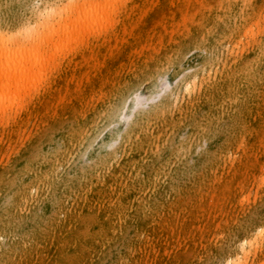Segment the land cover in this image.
<instances>
[{
  "label": "rangeland",
  "instance_id": "1",
  "mask_svg": "<svg viewBox=\"0 0 264 264\" xmlns=\"http://www.w3.org/2000/svg\"><path fill=\"white\" fill-rule=\"evenodd\" d=\"M68 1L0 0V32L33 25L46 4L64 7ZM80 1L67 14L82 15V33L66 23L72 33L53 66L43 70L41 94L35 91L24 107L29 118L18 126L0 125V264H223L249 231L264 225V0H233L242 9L229 21L216 12L231 0H194L188 25L158 43L153 24L172 15L176 0H141L133 13L144 18L138 30L150 38L152 52L141 58L126 54L133 43L109 41L135 0H99L93 13L108 19L100 27L87 25L90 4L79 8ZM184 43L191 49L175 71L163 80L149 75L139 93L148 97L136 109L128 99L124 119L95 128L89 151L78 153V144H67L121 102L133 74L166 67ZM92 48L112 54L94 66L96 77L86 85H53L49 104L37 103L44 88L69 70L68 51ZM214 53L224 55L228 85H206L202 101L199 86L189 93L183 84L196 73L200 80L208 77ZM242 76L247 80L240 82ZM194 107L189 123L171 122ZM137 110L143 118L141 154L156 159L146 168L159 172L149 182L139 181L125 162L137 139L123 137L138 124L129 116ZM61 150L68 159L51 166L48 161ZM76 238L84 241L70 245ZM247 264H264V237Z\"/></svg>",
  "mask_w": 264,
  "mask_h": 264
},
{
  "label": "bare ground",
  "instance_id": "2",
  "mask_svg": "<svg viewBox=\"0 0 264 264\" xmlns=\"http://www.w3.org/2000/svg\"><path fill=\"white\" fill-rule=\"evenodd\" d=\"M98 1L99 0H82L77 4L79 8H87V4H90V7H88L89 15L86 19L89 27H100L108 20L106 14L98 13L94 15L93 10ZM140 1L141 0H135L132 3L130 12L126 14L121 21H118L122 24V27L117 33L111 35L109 39V41L113 43L119 42L120 40H126L127 42L129 41V43H133V45L126 50V54L138 58L149 55L152 56L151 49L148 48L150 38L143 36L138 30L144 25V18L141 15H135L133 13L137 7V3ZM73 2H75V0H69L64 7H62L61 4L57 5L49 2V4H46L45 7L39 11L35 24L32 25L31 22H28L23 24L18 30L0 32V67L2 68L0 71V125L4 127L10 124L18 126L21 122L29 118L30 111L28 109L24 110V107L29 106L30 102L34 99L35 91L41 94V85L38 80L43 70L48 66H53L55 59L59 56V53L62 50V44L72 33L66 23L71 21L72 30L77 31L76 33L78 34L82 33L83 26L82 23H80L82 15L79 14L74 19V17L70 18L67 14V12L73 7ZM194 3V0H176L173 4L174 12L172 15L158 18L154 22L153 30L155 34L152 39L154 43L165 41L169 36V33L175 27L187 26L192 9L194 8ZM64 9L66 11L63 13ZM241 9L242 6H240V4L231 0L226 6H224L222 11H217L216 14L220 15V19L229 21ZM98 30L99 28L96 29V32ZM105 41L103 44L106 45L108 41ZM196 41L197 39L191 42L196 44ZM193 43L191 45L192 47H194ZM212 45L213 44L209 42L207 47H211ZM52 46L54 47V51L52 54H49ZM187 46L188 43H184L177 47L170 55L171 61L169 60L166 67H158V69L153 71L152 74H150V69L143 73L137 71L133 74L126 82L125 85L128 86L123 90L124 92L120 93L119 99L121 102L116 105L108 106L105 110L106 114L96 122L95 126L91 127L90 132H87L85 135L81 132H79L78 135L73 134L69 137L67 144H72V146L78 144V153L89 151L91 142L94 138L92 131L98 127H100V129L108 128L114 121L115 117L124 119V115L126 114L123 115L122 112L126 109L128 99H132L133 107L135 109L138 108L141 99H144L146 96L148 97L147 92L142 96L139 93L142 90V86L147 83L149 75L156 74L158 79L163 80L166 75L173 73L176 69V65L179 64L182 58L190 51L191 48ZM211 49L215 51L214 47ZM213 55L214 56L210 58L207 63L211 67V72L208 77L200 80V78H198L199 73H196L194 79L183 84L189 93L195 88V86H199L200 93L204 92L202 95V101L206 99V85L209 87L210 85L213 87L221 86L222 90L225 85H228L227 68L223 66V70L221 71L224 55H218L217 53H214ZM110 56H112V54L105 48L101 51L97 48L85 51H68V54H66V62L68 64L70 63L69 70L56 79V81L48 85L46 87L47 89L44 88L46 92L42 94V97L38 99L37 103L42 105L49 104L50 98H52L54 94L53 85L88 84V82L96 77L95 75L92 76L95 71V69H93L95 68L94 66L102 64V62H105ZM3 58L5 59L3 60ZM35 65L38 67L36 71H33L32 66L34 67ZM72 65L73 67H71ZM238 72H240V70H238ZM244 80H247L246 76L240 77V82H244ZM166 85L169 86L168 82H166ZM215 93L218 94V91ZM160 104L164 105V101ZM216 106H219V103H213L211 107L214 108ZM137 111L131 113L129 116L132 124L138 123V127H136V125L135 127L129 128L125 137H123L124 141L127 140L130 143L133 141V138L137 139V141L134 142V145H132L133 150L128 151V157L125 162L134 166L139 181L143 179L149 182L152 180V175L156 174L158 171L150 173L146 166H149L151 161L155 162L156 159L150 158L148 155L142 156L141 154L142 151H140V147H142V145H140L138 139L139 134L144 133L140 124V120L143 118H140L142 111ZM194 111L195 107L193 109L187 108L180 110L177 114L172 116L171 122L178 124L179 121L180 125H185L191 117L194 116ZM260 118L264 121V116ZM176 119H178V121ZM204 140L205 136L202 135L200 142H203ZM183 144L186 145L187 143L183 142ZM59 158L63 161L67 160V152L61 150L57 155L52 157L51 161L48 162H50L51 166L56 167V164H59ZM112 158L113 157H107L106 160L109 162ZM48 162L44 161L40 167L42 168L43 165H47ZM28 165H30V163H28ZM97 169H99V165L94 168L95 171ZM161 169H163V166ZM142 172L148 175L147 178L140 175ZM263 237L264 225L249 231L246 234L244 241L235 245L234 249H232L233 251L228 254L226 261H224L223 264H247V259L249 260L251 254L258 251V240L263 239ZM81 240L83 239H73L70 241V245L76 246Z\"/></svg>",
  "mask_w": 264,
  "mask_h": 264
}]
</instances>
